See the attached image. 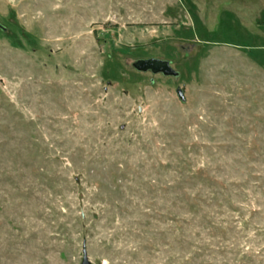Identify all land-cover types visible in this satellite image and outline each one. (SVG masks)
<instances>
[{
  "label": "rangeland",
  "instance_id": "1",
  "mask_svg": "<svg viewBox=\"0 0 264 264\" xmlns=\"http://www.w3.org/2000/svg\"><path fill=\"white\" fill-rule=\"evenodd\" d=\"M0 264H264V0H0Z\"/></svg>",
  "mask_w": 264,
  "mask_h": 264
},
{
  "label": "water",
  "instance_id": "2",
  "mask_svg": "<svg viewBox=\"0 0 264 264\" xmlns=\"http://www.w3.org/2000/svg\"><path fill=\"white\" fill-rule=\"evenodd\" d=\"M134 67L139 71H152L153 73L162 72L165 75L176 76L178 73L171 67L169 61L160 59H142L134 63ZM179 97L185 100V97L181 91L178 89Z\"/></svg>",
  "mask_w": 264,
  "mask_h": 264
}]
</instances>
